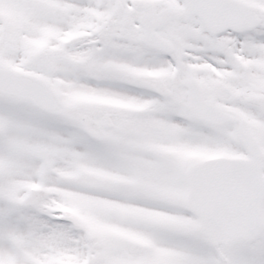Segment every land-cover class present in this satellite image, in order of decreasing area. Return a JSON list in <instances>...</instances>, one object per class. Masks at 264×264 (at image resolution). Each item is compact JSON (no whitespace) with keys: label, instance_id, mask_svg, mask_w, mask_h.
I'll return each mask as SVG.
<instances>
[{"label":"snow or ice","instance_id":"obj_1","mask_svg":"<svg viewBox=\"0 0 264 264\" xmlns=\"http://www.w3.org/2000/svg\"><path fill=\"white\" fill-rule=\"evenodd\" d=\"M0 264H264V0H0Z\"/></svg>","mask_w":264,"mask_h":264}]
</instances>
